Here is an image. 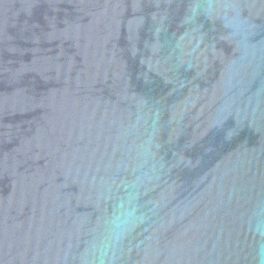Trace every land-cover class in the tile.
Returning a JSON list of instances; mask_svg holds the SVG:
<instances>
[{"label": "water", "instance_id": "water-1", "mask_svg": "<svg viewBox=\"0 0 264 264\" xmlns=\"http://www.w3.org/2000/svg\"><path fill=\"white\" fill-rule=\"evenodd\" d=\"M264 0H0V264H264Z\"/></svg>", "mask_w": 264, "mask_h": 264}, {"label": "clouds", "instance_id": "clouds-1", "mask_svg": "<svg viewBox=\"0 0 264 264\" xmlns=\"http://www.w3.org/2000/svg\"><path fill=\"white\" fill-rule=\"evenodd\" d=\"M261 255H264V248L261 249Z\"/></svg>", "mask_w": 264, "mask_h": 264}]
</instances>
